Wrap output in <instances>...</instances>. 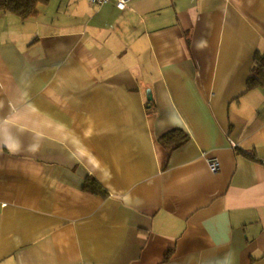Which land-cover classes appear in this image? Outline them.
<instances>
[{
  "label": "crops",
  "instance_id": "obj_1",
  "mask_svg": "<svg viewBox=\"0 0 264 264\" xmlns=\"http://www.w3.org/2000/svg\"><path fill=\"white\" fill-rule=\"evenodd\" d=\"M118 1L0 12V264H264V0Z\"/></svg>",
  "mask_w": 264,
  "mask_h": 264
},
{
  "label": "trees",
  "instance_id": "obj_2",
  "mask_svg": "<svg viewBox=\"0 0 264 264\" xmlns=\"http://www.w3.org/2000/svg\"><path fill=\"white\" fill-rule=\"evenodd\" d=\"M50 0H0V12L2 13H12L19 16L22 20H27L29 18L37 16L39 12V7L42 5H47ZM251 77L249 79V88H253L264 79V55L258 54L255 57ZM153 105V104H151ZM173 148H180L188 141V136L184 135L182 131H174L167 135L164 139L172 140L179 139ZM91 187L90 191L95 194L102 193V187L94 180H90ZM89 187V188H90Z\"/></svg>",
  "mask_w": 264,
  "mask_h": 264
},
{
  "label": "built area",
  "instance_id": "obj_3",
  "mask_svg": "<svg viewBox=\"0 0 264 264\" xmlns=\"http://www.w3.org/2000/svg\"><path fill=\"white\" fill-rule=\"evenodd\" d=\"M89 3L95 6L99 5H105L108 4L112 0H88ZM129 3V0H119L117 3V7L120 10H125L127 8V5ZM210 167L214 174H217L220 171V163L217 159L210 160Z\"/></svg>",
  "mask_w": 264,
  "mask_h": 264
},
{
  "label": "water",
  "instance_id": "obj_4",
  "mask_svg": "<svg viewBox=\"0 0 264 264\" xmlns=\"http://www.w3.org/2000/svg\"><path fill=\"white\" fill-rule=\"evenodd\" d=\"M148 95H149L148 100L151 101L152 100V93L149 92Z\"/></svg>",
  "mask_w": 264,
  "mask_h": 264
}]
</instances>
